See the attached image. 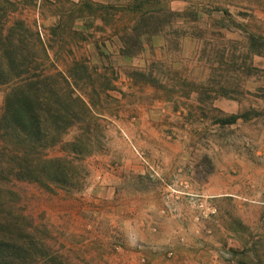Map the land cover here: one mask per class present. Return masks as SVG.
<instances>
[{"label": "rangeland", "instance_id": "obj_1", "mask_svg": "<svg viewBox=\"0 0 264 264\" xmlns=\"http://www.w3.org/2000/svg\"><path fill=\"white\" fill-rule=\"evenodd\" d=\"M164 1L202 2L203 39H181L187 24L124 57L120 0H13L4 31L29 29L35 72L90 114L44 150L71 161L72 185L4 195L72 264H264V0ZM153 54L185 71L147 82L164 77Z\"/></svg>", "mask_w": 264, "mask_h": 264}, {"label": "trees", "instance_id": "obj_2", "mask_svg": "<svg viewBox=\"0 0 264 264\" xmlns=\"http://www.w3.org/2000/svg\"><path fill=\"white\" fill-rule=\"evenodd\" d=\"M120 4L133 14L120 36L124 57L144 52L155 38L162 40L160 50L178 44L176 31L183 26L190 25L192 30L181 39L204 37L202 2H190L182 12L172 11L164 0H120ZM12 5L13 0H0V84H9L0 113V264H72L51 250L45 226H38L13 205L4 195L12 191L4 188L12 181L33 182L46 189L72 185L71 161L48 160L44 150L57 143L58 133L65 128L86 121L90 110L79 96L68 94L72 105L62 100L50 77L35 72L38 64L29 52V29L18 22L4 31ZM153 57L164 77L144 79L158 87L165 88L185 71L184 66L175 65L172 54Z\"/></svg>", "mask_w": 264, "mask_h": 264}]
</instances>
